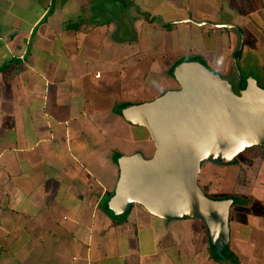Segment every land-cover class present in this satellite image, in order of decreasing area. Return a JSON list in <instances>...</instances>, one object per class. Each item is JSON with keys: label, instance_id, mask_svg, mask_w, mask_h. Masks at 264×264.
Wrapping results in <instances>:
<instances>
[{"label": "crops", "instance_id": "obj_1", "mask_svg": "<svg viewBox=\"0 0 264 264\" xmlns=\"http://www.w3.org/2000/svg\"><path fill=\"white\" fill-rule=\"evenodd\" d=\"M248 1L225 0L226 11L235 18ZM173 2L0 0V264H264V183L230 207L233 260L213 256L201 219H164L138 203L120 217L108 207L119 174L113 106L132 73L147 75L179 36L156 22ZM262 162L250 166L253 186ZM250 195L261 206L247 205Z\"/></svg>", "mask_w": 264, "mask_h": 264}, {"label": "water", "instance_id": "obj_2", "mask_svg": "<svg viewBox=\"0 0 264 264\" xmlns=\"http://www.w3.org/2000/svg\"><path fill=\"white\" fill-rule=\"evenodd\" d=\"M239 37L232 55L237 92L232 82L200 61H183L173 70L179 88L122 109L127 123L148 131L154 152L149 158L140 151L117 158L118 179L108 200L115 214L138 203L164 219H201L210 245L226 249L233 200L207 196L198 175L203 161L227 164L246 149L264 146V88L252 75L244 88L241 85L237 63L244 47L241 30Z\"/></svg>", "mask_w": 264, "mask_h": 264}, {"label": "rangeland", "instance_id": "obj_3", "mask_svg": "<svg viewBox=\"0 0 264 264\" xmlns=\"http://www.w3.org/2000/svg\"><path fill=\"white\" fill-rule=\"evenodd\" d=\"M172 1L174 2L171 7L158 9L159 16H157L156 22L160 25L168 24L169 28H178L180 33L179 36L178 34L177 36L174 35L172 42H170V38L166 39V42L163 44L164 50H158L160 52V57H157V61H149V65L153 67H151L147 75L142 69L139 73L141 71L144 73H132L134 79L132 78L133 80L125 82L123 86H121V96L115 101L113 106V110H115V114L113 115L115 116V120H117V122L114 121L115 158L116 156L119 157L124 154H132L136 151H140L146 158L152 156L154 145L151 139H147V137H149L148 132H146L147 130L141 126H130L131 124L129 125V123L127 125L123 117H121V111L123 109L121 107L150 101L167 90L177 89L179 85L173 76V70L178 63L190 60L201 61L206 66L211 67V69L219 73L222 78L235 82L236 71L232 62V55L239 44V36L237 33L239 34L240 29H238L239 27L230 26L235 25L234 23L240 24L241 19L244 20L248 18L253 23L256 21L257 28L254 29L256 35H251L249 33V28L244 25L241 27L244 37V48L242 54L237 58L239 70L243 79L252 75L257 79L259 85L264 88V11L263 13L261 12V8H263L262 0L261 6L259 5L260 0H249L248 6H246L247 9L245 10L243 8L244 10L240 9L235 12V18L232 17L231 13L226 11L228 5L225 4V0ZM228 4L231 7H236L235 3L228 1ZM239 12L240 14L238 17ZM243 15L245 17H243ZM204 21L213 24L206 23L200 26L195 23ZM187 23L189 27H191V35L190 33L187 35L188 32L185 31L184 24ZM214 24H220L222 26ZM225 24L230 26H223ZM195 29L217 30L221 36H217L215 33L211 34L214 37V40L211 41L212 36L208 35L210 36L208 37L204 35L203 38H200L198 33L195 32ZM225 41L227 50L225 49L226 47L224 48L223 46ZM191 46L194 47V49H191ZM200 47H202V49H200ZM208 47L211 49L219 47V49L213 50L208 54L211 58H207V54H203L201 51H207ZM222 54L225 56L223 57ZM162 55H164V57H162ZM148 59H150L149 56ZM166 62L169 67L163 69ZM250 149L242 151L233 161L227 164L209 162L201 165L198 175V184L201 188L209 189L208 196L212 197V199L231 198L234 203L232 207L243 206L244 202L247 200H243V204L240 205L241 201L237 193H244L253 188L258 190L261 189L260 187L262 186L259 185L260 182L264 183V163L262 162L263 164L258 169L259 181H255L254 186L252 173H256L257 170L254 166L250 169V166H252V163L255 161L257 162L258 160L264 159V148L260 150ZM238 166L242 168V171L238 170ZM238 174H241L243 177V182L244 180L247 181L244 183L240 180L237 181ZM208 185L209 187H207ZM247 203V205L252 203L254 207L258 205L261 206L259 202L255 201L253 195L248 197ZM126 215L127 212L120 217H126ZM196 221L200 223V220ZM252 232L253 230H250L247 239H250ZM247 234V231H245L244 235ZM246 244L248 251L251 250V252H253L254 249H252L251 243ZM232 246L233 242L231 244L229 242L226 250L220 251L212 248V254L218 259H222L225 255H227L226 258L230 260L236 259V255L231 251Z\"/></svg>", "mask_w": 264, "mask_h": 264}, {"label": "flooded vegetation", "instance_id": "obj_4", "mask_svg": "<svg viewBox=\"0 0 264 264\" xmlns=\"http://www.w3.org/2000/svg\"><path fill=\"white\" fill-rule=\"evenodd\" d=\"M234 26H237V25H234ZM233 27V26H232ZM237 32V31H236ZM237 35L239 36V34L237 33ZM239 42H240V37H239ZM238 46H239V44H238ZM238 46H237V48H238ZM236 48V49H237ZM244 48V47H243ZM235 49V50H236ZM242 52H243V50H242ZM241 52V53H242ZM241 53L238 55V57L241 55ZM201 62V61H200ZM233 62V61H232ZM202 63V62H201ZM205 65V64H204ZM208 67V66H207ZM209 68H211V67H209ZM231 82V81H230ZM232 84H233V87H234V90L237 92V75L235 76V82H232ZM242 87L244 88L245 87V85H246V79L244 78V79H242ZM178 88H179V86H178Z\"/></svg>", "mask_w": 264, "mask_h": 264}, {"label": "trees", "instance_id": "obj_5", "mask_svg": "<svg viewBox=\"0 0 264 264\" xmlns=\"http://www.w3.org/2000/svg\"><path fill=\"white\" fill-rule=\"evenodd\" d=\"M235 75H236V73H235ZM261 148H264V146H255V147H252L251 149L252 150H255V149H258V150H260ZM250 149V150H251ZM117 158H118V156H116V158H115V162H116V160H117ZM203 163H209V162H206V161H203V162H201V165L203 164ZM116 164H117V162H116ZM210 184V183H209ZM207 187H209V185L207 186ZM203 190H204V192L206 193V195L208 196V193H209V189L208 188H202ZM210 197V196H209ZM210 198H212V197H210ZM227 198V197H226ZM233 202H232V204H231V206H233ZM228 247V246H227ZM227 247H226V249H227ZM211 248H214V247H211ZM225 249V250H226Z\"/></svg>", "mask_w": 264, "mask_h": 264}]
</instances>
